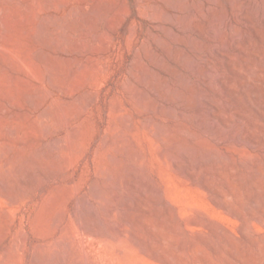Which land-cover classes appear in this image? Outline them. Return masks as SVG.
Segmentation results:
<instances>
[{
    "label": "rangeland",
    "instance_id": "rangeland-1",
    "mask_svg": "<svg viewBox=\"0 0 264 264\" xmlns=\"http://www.w3.org/2000/svg\"><path fill=\"white\" fill-rule=\"evenodd\" d=\"M263 15L0 0V264H264Z\"/></svg>",
    "mask_w": 264,
    "mask_h": 264
},
{
    "label": "bare ground",
    "instance_id": "bare-ground-1",
    "mask_svg": "<svg viewBox=\"0 0 264 264\" xmlns=\"http://www.w3.org/2000/svg\"><path fill=\"white\" fill-rule=\"evenodd\" d=\"M241 5V4H240ZM223 6V5H222ZM225 11V10H224ZM154 12V11H153ZM264 16V15H263ZM224 17V16H223ZM218 18V17H217ZM216 18V19H217ZM212 21V20H211ZM210 21V22H211ZM263 32V31H262ZM235 33V32H234ZM226 35V34H225ZM240 37V36H239ZM227 41V40H226ZM251 42V41H250ZM218 43V42H217ZM224 43V42H223ZM224 45V44H223ZM241 45V44H240ZM86 47V46H85ZM245 48V47H244ZM66 51V50H65ZM77 51V50H76ZM90 56V55H89ZM233 57V56H232ZM248 59V58H247ZM74 60V59H73ZM83 62V61H82ZM80 66V65H79ZM210 70V69H209ZM61 74V73H60ZM67 80V79H66ZM186 86V85H185ZM62 87V86H61ZM203 92V91H202ZM200 94V93H199ZM181 97V96H180ZM196 97V96H195ZM194 98V97H193ZM200 98V97H199ZM194 100V99H193ZM78 102V101H77ZM79 103V102H78ZM198 104V103H197ZM88 105V104H87ZM79 106V105H78ZM190 106V105H189ZM81 107V106H80ZM192 108V107H191ZM195 108V107H194ZM118 110H121V109H118ZM50 112V111H49ZM77 113V112H76ZM173 113V112H172ZM194 115V114H193ZM208 122V121H207ZM214 124V123H213ZM208 131V130H207ZM183 132V131H182ZM188 132V131H187ZM188 134V133H187ZM193 134V133H192ZM213 136V135H212ZM200 143V142H199ZM54 145V144H53ZM175 145V144H174ZM179 149V148H178ZM195 150V149H194ZM171 154V153H170ZM73 155V154H72ZM172 156V155H171ZM72 157V156H71ZM192 162V161H191ZM261 221V220H260ZM89 230V229H88ZM92 232V231H91ZM94 233V231H93ZM93 233H90V234H93Z\"/></svg>",
    "mask_w": 264,
    "mask_h": 264
}]
</instances>
